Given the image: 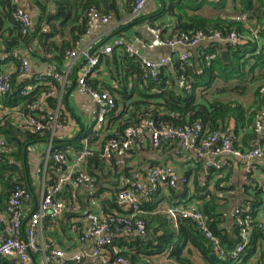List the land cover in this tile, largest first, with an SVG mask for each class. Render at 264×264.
<instances>
[{
    "label": "trees",
    "instance_id": "1",
    "mask_svg": "<svg viewBox=\"0 0 264 264\" xmlns=\"http://www.w3.org/2000/svg\"><path fill=\"white\" fill-rule=\"evenodd\" d=\"M1 1L7 4L8 12L0 17V32L6 22L10 24V27L3 35H0L1 44H3L0 46V56L14 52L20 47H26L32 54H36V48H39L45 54L47 64H52L61 70L67 62V54L76 48L77 43L88 32V13L91 9L94 8L99 14L111 18L115 14L116 18L121 20L117 14L119 0H35L41 10L40 21L38 25L33 23L32 28L23 34L21 24L14 18L17 7L12 4L11 0ZM227 1L170 0L168 10L161 15L156 14L151 22L160 21V18L164 16L173 19L175 27L167 39L181 36L193 37L197 33L207 35L221 33L226 36L232 32L250 38L249 29L253 28L254 31L259 32V42L248 41L239 47L219 46L216 43L208 47H199L195 53H191V59L188 62L176 61L172 68L162 71L159 82L148 79L142 64L124 51L114 52L101 61L97 70L106 67L108 76L102 80L100 79L102 74H100L90 80L89 85L93 90L109 91L117 102V109L108 118L104 139L101 142L90 141L92 155L87 159L84 169L96 181V190L88 193V198L100 199V196L105 195L106 192L111 193L115 198L123 190L130 188L134 190L133 172L139 171L144 177L140 170H134L131 173L132 169L130 168L128 171L126 170L125 175L131 182L128 188L119 189L117 184L115 188L107 189L108 187L100 184L112 177L114 179L122 177V175H113L114 169H117L116 159L110 162L102 159L104 146L110 140L123 139L130 127L137 126L145 120H152L158 126L175 127L200 123L208 134L221 132L231 136H243L241 143L236 138V148L245 151L252 150L248 143L257 141L259 138L255 125L258 118L264 113V0H232L233 4L237 6L236 15L246 14L249 16V29L246 28V24L236 22L233 17L218 12L225 9ZM127 4V13L130 16L133 6L129 2ZM154 23L152 26L156 25ZM158 26L164 29L163 35L168 33L166 22L162 21ZM45 27L48 28V32H44ZM59 37L64 38L62 43L56 42ZM35 43L38 44V47L34 46ZM223 51L229 53L230 62L226 63L223 60L221 56ZM12 77L13 89L3 99V109L5 106L12 109L21 106L20 114L24 117H38L45 122L49 113L33 111L32 105L48 93L52 87L59 90L58 84L53 83V86H48L38 85L36 81L23 82L17 72L13 73ZM72 78H76L75 73ZM181 78H185L192 86L191 90L178 88L177 84ZM27 87H35V90L22 96V91ZM58 103L57 98L48 99L49 109L53 110ZM62 104L64 105V100ZM62 118L68 120L67 110H64ZM3 120L5 123L0 124V139H3L6 145L0 153V203L2 210L5 209L17 186L25 187L31 192L22 173L24 158L28 156L27 147L31 143L47 140L50 136L47 125L46 131L42 134L25 132L18 127L16 120H11L8 117ZM87 135V130H85L79 134L78 139L65 145H69L79 152L84 147L83 140ZM94 143L97 145L95 148L92 146ZM168 144L174 145L176 157L187 158L186 155L178 154L179 144L177 141L166 142L162 147ZM139 145L129 152L131 153ZM55 146L66 152L62 147ZM160 165L154 164L152 168ZM55 167V165L51 167L53 172ZM19 172L22 174L20 178L16 176ZM205 173L207 179L212 174L217 177L218 189H226L228 180L223 174L225 171L211 170L207 173L205 170ZM184 177L190 181L188 176ZM54 178L55 174L51 178V184ZM201 189L200 199L203 206L199 210L208 217L211 231L219 238L220 251L224 252V258L219 257V252L203 237L202 232L192 221L180 218L178 228H176L174 220L167 211L162 214H153L154 216L150 215L153 209L152 205L160 193L154 196L151 201L142 203V219L146 223L148 234H151L150 239L145 240L136 234L117 236L115 243L108 248L109 254L115 258H127L133 264H154L152 262L154 257H161L169 253L171 260L177 264H195L192 250H186L187 245L190 244L206 264H250L258 243H262L264 240L263 230L256 226L259 222L257 202L246 201L237 208L233 217L234 228L229 233L221 230L224 216L219 212L218 197L207 187L203 186ZM170 191L173 194H178L176 189H170ZM257 193L256 197L259 198V201L264 199L259 186ZM64 198L72 203L75 202L69 189L65 191ZM100 200L104 207L110 206L107 211L103 210L106 215L123 213L118 205H113L112 199ZM80 202L83 203L82 200ZM247 206L252 209V239L242 259L235 260L232 258V253L241 243V228L238 221ZM173 207L176 205L171 208ZM73 209L75 212L80 211L78 202L77 205L75 202ZM68 217L70 215H67ZM55 222H60V219ZM156 223L160 227L152 231L153 225ZM3 231L4 227L0 224V234ZM77 232L79 234V230ZM50 249H54V247L51 245ZM54 264L60 263L55 262ZM64 264L77 263L65 261Z\"/></svg>",
    "mask_w": 264,
    "mask_h": 264
},
{
    "label": "built area",
    "instance_id": "2",
    "mask_svg": "<svg viewBox=\"0 0 264 264\" xmlns=\"http://www.w3.org/2000/svg\"><path fill=\"white\" fill-rule=\"evenodd\" d=\"M150 0H126L133 6L129 23H133L141 18L148 7ZM17 7L14 14L15 20L21 24L23 34H26L33 26L30 14L21 6L20 0H11ZM110 16L101 15L96 9H91L88 13V32L86 36L77 43L74 50L69 52L66 60L70 67L61 70L48 64L47 70L40 75L34 76L31 72L29 59L21 55L18 51L2 54L0 62L7 63L14 61V72L0 71V110L3 109V99L7 97L13 89V73L17 72L23 82L36 81L38 85L53 86L58 84L60 89H52L44 94L32 105L33 111H47L48 119L45 122L38 117L20 116L16 120L18 127L25 132L44 133L46 125L50 132L48 148L46 150L43 166L47 169L51 164L55 165V178L52 184H44L42 196L37 209L26 211L25 206L33 199L32 192L25 187L17 186L8 200L4 210L0 203V224L4 231L0 234V264L4 260H15L18 264H32L34 256L40 255L44 264H54L65 261H73L77 264H87L93 261H100L102 264H133L124 257H112L108 248L115 243L117 236L124 237L136 234L141 237L148 235L147 226L142 219V203L148 202L158 195L163 188L178 189L179 186L188 187L191 181L184 176H179L177 170L170 164L153 167L149 170V177L146 180L139 171L133 172V188L120 192L116 197L118 205L123 213L106 215L101 212H88L85 217V226L79 236L80 243L93 242L94 247L91 252H81L71 258L61 249H50L49 244L43 236V228L47 221H57L62 218L66 209L64 193L69 189L72 198L78 202L80 191L93 192L96 188V181L85 169L87 159L92 155L90 148L91 140L102 141L106 133L108 118L117 109V102L109 91L93 90L89 81L98 75L97 68L101 61L114 54L115 51H124L136 58L147 74V78L153 82H159L162 71L172 68L176 61L188 62L191 59V50L203 44H218L219 46L230 45L239 47L248 41L259 42L258 31L250 28L251 37L232 32L223 36L221 33L207 35L197 33L193 37L181 36L174 39L164 38L161 27L149 26L148 30L154 37L149 49L166 47L171 50L169 56L158 60L148 58L139 48L141 40L137 38L134 42L124 39L116 40L114 43L98 47V43L82 45L84 39L89 36L99 25H106L111 22ZM234 21L248 24L249 16L244 14L234 18ZM48 32V28H44ZM264 33V32H263ZM80 63V70L77 71ZM77 71V73H76ZM76 74L73 79L72 75ZM37 85V86H38ZM72 86H77L80 92L88 95L94 108L91 112V129L84 140V147L77 152L73 160L70 154L65 153L55 146V140L64 133L68 127L67 121L62 118L64 105L62 101L67 91ZM179 89L191 90L192 86L181 78L177 84ZM35 87H27L21 95L26 96ZM57 98L58 105L53 110L49 109L48 99ZM20 114V113H19ZM256 133L264 135V113L258 118L255 125ZM150 137L153 147L159 149L166 142L177 141L179 144L178 154L188 155L195 153L196 157L203 162L206 172L216 170L224 172L230 167L231 159H237L245 165L247 174H252L258 161L264 158V148L258 147L252 150L237 149L236 138L221 132L207 133L202 124L197 123L192 126H158L152 120H145L137 126L130 127L123 139H113L104 146L102 159L110 162L117 158H123L135 146L144 142L146 137ZM5 141L0 139V153L5 148ZM206 187V184H204ZM259 190L264 195V181L259 184ZM204 195V194H203ZM101 195L100 199H104ZM77 210V209H76ZM167 213L174 222L178 220H190L197 225L203 237L209 241L219 252V257L224 258V252L220 251V240L209 227L208 217L205 216L197 206H176L169 208ZM252 209L247 206L243 216L239 218L238 225L241 228L240 244L232 253V258L240 260L246 253L247 246L251 243L253 231ZM257 228L263 230L264 223L260 221Z\"/></svg>",
    "mask_w": 264,
    "mask_h": 264
},
{
    "label": "crops",
    "instance_id": "3",
    "mask_svg": "<svg viewBox=\"0 0 264 264\" xmlns=\"http://www.w3.org/2000/svg\"><path fill=\"white\" fill-rule=\"evenodd\" d=\"M20 3L21 6L30 14L33 23L38 25L41 16V10L39 6H37L36 1L20 0ZM127 5L128 4L125 0H119L117 2V14H119L118 16L121 18V20H118L115 14L112 15L111 22L106 25L97 26L95 30H93L92 33L84 39L82 45L84 46L96 42L98 43V47H101L106 44L114 43L119 39L134 42L137 38H139L141 40V44L138 45V48L148 58L158 60L169 56L172 52L166 47H159L155 49L148 48V44H151L154 40V37L149 32L148 27L152 26L154 23L151 22V20L156 16V14L161 15L166 12V10H168L170 6V0H150L147 9L139 21L133 23H129L130 16L127 13ZM236 10L237 6L233 4L232 0H228L225 9L218 12L235 18L240 16L235 14ZM7 12V4H4L0 0V17L4 16ZM162 21L167 23V28L169 30L168 33L164 35V38H168L175 27L174 21L172 18L164 16L160 18V21L155 22L154 24L156 25L154 26L158 27V24H160ZM9 27L10 24L6 22L0 32V35H3L4 32L9 29ZM246 28H250V22L246 25ZM63 40L64 38L59 37L56 39V42L62 43ZM209 45L211 44L206 43L200 47H208ZM0 46H3V44H1V39ZM34 46L38 47V44L35 43ZM198 48L192 49L191 53H195ZM16 51L29 59L31 72L34 76L40 75L47 70V59L45 58V54L39 50V48H36V54H32L31 51L26 47H20ZM16 65L17 64H15L14 61H9L7 63L0 62V70L14 72ZM80 66L83 67V63H80L77 71L80 70ZM69 67L70 65L67 61L62 70H67ZM100 74H102V76H100ZM97 75L100 76V79L102 80L107 78L108 74L106 67H102L101 70L98 71ZM76 90L78 91L75 92ZM63 100L65 107L64 110H67L69 114V118L67 120L68 127L66 131L59 135V137L55 140V145H57L59 148L62 147V149L66 151L65 153L70 154V160H73L78 150L65 144L72 143L78 139L79 134L85 130H87V133L90 131L92 123L91 112L94 108V103L88 95L80 92L77 86H72L69 88ZM19 113H21V106L15 107L13 109L5 106V108L0 111V124L3 125L5 123L3 119L6 117L11 120H15L20 116H23ZM232 136L238 138L240 143L243 141V136L241 135L239 137L235 135ZM48 141L49 139L41 140L31 143L27 147L28 156L24 158L22 173L27 180L28 186L33 196V199L25 206L27 212L37 209L41 200L43 186L44 184H51L50 181L54 175V172L52 171L53 169L51 168L52 164L47 169H45L43 166L46 150L48 148ZM248 145L252 149L258 147L264 148V135L259 134L257 141H250ZM92 146L95 148L97 145L94 143ZM173 147V144H168L167 146H164L160 149H156L153 147L150 137L147 136L144 142L136 147L131 153L129 152L125 157L116 159L115 165L117 169H114L115 173L113 175H122V177L115 179L112 177L108 180H105L104 182H101L100 184L108 187L107 189L115 188L117 184L119 185V189H125L131 184L129 179L125 177L126 170L128 171V169L131 168V173L134 170H140L143 173L144 178L147 180L149 177V170L152 168V166H154V164H170L177 170L179 176L189 177L191 181L190 186L186 188L179 186L178 189H176L178 194H173L168 188H163L160 194L157 196L155 200L156 202L154 201V204L152 205L153 209L152 212H150V215L162 214V212H166L169 208L175 205L197 206L198 208H202L203 202L200 199L202 191L201 188L204 186V184H206L208 190L213 191L216 197H218L217 204L220 206L219 212L223 213L224 216L222 218L221 224L222 231L229 233L232 232V229L234 228V214L236 213L237 208L242 206L246 201L257 202L256 204L259 206V219L264 223V199L259 201V198L256 197L258 194L257 188L259 184L264 181V158L256 163L255 170L252 174L246 173L245 165L241 161L232 158L230 167L225 171V173H223L225 178L228 180L226 182V189L220 190L217 188V177L212 174L211 176H208L209 179H207L204 165L196 157L195 153L186 155L187 158H179L176 157ZM16 176L20 178V176H22L21 172H19ZM183 188L186 189V191H184ZM88 193L89 192L83 190L79 192V212H75L73 209V206L75 208V202L72 203L65 198L66 209L64 215L62 218H60V222L56 223L55 221H47L43 228V236L49 246L52 245L54 249L64 250L68 254L69 258L81 252H91L94 247L93 242L80 243L79 241V234L83 231L85 226L86 214L90 211H107L110 208V206L104 207L101 202L102 200L100 199L88 198ZM104 194L105 200L112 199L113 205L115 206L116 197L113 198V195L108 192ZM80 198L83 202L82 204L80 202ZM67 215H70V217L67 218ZM178 225V222H175L176 228H178ZM159 227V224H154L152 231L158 229ZM77 230H79V234ZM148 235L151 237L150 233ZM186 250H192L193 261L195 264H206L199 253L194 250L192 245L188 244ZM170 256L171 254L167 253L161 257H154L152 262L154 264H177L171 260ZM31 263L44 264L40 255L34 256ZM91 263L102 264L100 261L96 260ZM2 264L18 263L15 260L6 259ZM250 264H264V240L262 243H258L257 250L253 254Z\"/></svg>",
    "mask_w": 264,
    "mask_h": 264
},
{
    "label": "water",
    "instance_id": "4",
    "mask_svg": "<svg viewBox=\"0 0 264 264\" xmlns=\"http://www.w3.org/2000/svg\"><path fill=\"white\" fill-rule=\"evenodd\" d=\"M221 56L223 58V60L228 63L230 62V57H229V53L227 51H223L221 53ZM150 238V235H147L146 237H144L145 240L149 239Z\"/></svg>",
    "mask_w": 264,
    "mask_h": 264
},
{
    "label": "rangeland",
    "instance_id": "5",
    "mask_svg": "<svg viewBox=\"0 0 264 264\" xmlns=\"http://www.w3.org/2000/svg\"><path fill=\"white\" fill-rule=\"evenodd\" d=\"M78 90H76L75 92H77ZM73 93V92H72Z\"/></svg>",
    "mask_w": 264,
    "mask_h": 264
}]
</instances>
